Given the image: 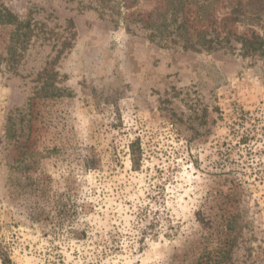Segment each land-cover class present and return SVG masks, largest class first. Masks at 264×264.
<instances>
[{"label":"rangeland","instance_id":"1","mask_svg":"<svg viewBox=\"0 0 264 264\" xmlns=\"http://www.w3.org/2000/svg\"><path fill=\"white\" fill-rule=\"evenodd\" d=\"M248 1L0 0L32 30L12 56L0 24L9 264H210L224 214L231 264H264V54L242 48L264 15L232 20Z\"/></svg>","mask_w":264,"mask_h":264},{"label":"trees","instance_id":"2","mask_svg":"<svg viewBox=\"0 0 264 264\" xmlns=\"http://www.w3.org/2000/svg\"><path fill=\"white\" fill-rule=\"evenodd\" d=\"M249 0L247 5H243L241 2H238L235 6L232 7V20L234 21H242L249 24L259 23L261 18L264 15V4L251 2ZM262 2V0H260ZM0 24L3 25H11L14 26V29L11 33V43L8 46V53L12 56L16 55L17 47L31 35L32 30L30 27V23L24 20H20L17 14L12 12L6 7L0 8ZM212 43L207 40V43ZM243 43V51L245 54H251L256 51H260L264 54V38L260 37H252V38H244L242 40ZM24 45H22L23 47ZM212 44H209L208 47H211ZM132 163L135 169L140 167L141 162V151L140 149L134 148V145L131 149ZM261 164L257 162V166L252 169L255 175H257L255 180L264 181V175L259 176L257 172L261 171ZM253 165V164H252ZM263 172V171H262ZM238 215L234 214H224L222 218L221 227L223 228V232L225 233V238L222 243L219 244L218 247L212 252L213 260L210 264H231L232 252L236 243V239L239 234H241V225L238 228ZM0 260L3 264L10 263V257L8 253L1 248L0 246Z\"/></svg>","mask_w":264,"mask_h":264}]
</instances>
